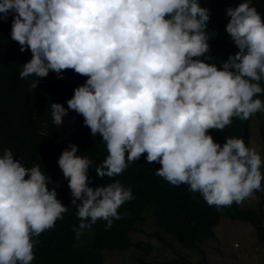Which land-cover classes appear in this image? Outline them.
<instances>
[{
    "label": "clouds",
    "instance_id": "clouds-1",
    "mask_svg": "<svg viewBox=\"0 0 264 264\" xmlns=\"http://www.w3.org/2000/svg\"><path fill=\"white\" fill-rule=\"evenodd\" d=\"M226 16L239 51L218 65L209 62L216 33L201 0H0V75L18 60L21 79L39 78L29 91L50 72L87 77L68 106L48 95L40 105L48 123L62 127L74 111L103 137L108 154L97 176L118 177L146 153V163L161 165L157 176L229 207L264 191V158L243 138L221 144L209 130L264 112V16L253 0ZM0 145V264H32L38 238L68 207L40 164L27 166ZM78 151L69 143L58 159L77 206V240L99 220L110 230L135 198L119 179L90 186L94 162Z\"/></svg>",
    "mask_w": 264,
    "mask_h": 264
},
{
    "label": "trees",
    "instance_id": "trees-1",
    "mask_svg": "<svg viewBox=\"0 0 264 264\" xmlns=\"http://www.w3.org/2000/svg\"><path fill=\"white\" fill-rule=\"evenodd\" d=\"M210 10L209 32L215 31L210 39L211 62L218 65L230 54L239 49L235 46L226 25L230 17L226 16L228 7H236L242 0H201ZM253 5L264 16V0H253ZM13 48V47H10ZM28 62V61H27ZM25 64V63H24ZM18 60L12 66H7L0 75V143L3 147H11L17 159L23 157L27 166L40 164L58 185V198L68 207L63 219L57 220L55 226L43 232L38 238L40 243L35 248V259L32 264H104L103 251H123L133 244L132 233L139 231L137 223L144 212L149 211L153 222L161 227L168 239L166 244L172 246L177 241L182 247L196 248L201 251L200 243L209 238H215L214 226L222 216L231 219L249 221L256 229L258 236L264 239V193L256 191L262 198L256 207H243L233 203L229 207L216 208L209 206L199 193L188 191L187 185L173 186L164 178L157 176L159 163H146V153L140 160L129 164L122 175L115 178L97 176L95 166L107 157L103 137L91 134L90 128L84 125L82 115L71 111L62 127L52 125L47 120V109L41 102L48 97L52 102H60L65 106L74 95V89L86 82L87 77L76 74L73 70H65L63 78H58L55 72H50L39 80L38 87L29 91V84L34 79L30 76L21 79L19 72L22 63ZM48 80L42 90L43 80ZM4 81L9 85L5 86ZM48 95V97H47ZM264 99V96L261 97ZM250 119L241 121L233 119L230 126L224 130H209L214 139L221 144L227 137H241L248 144L251 129ZM264 137L263 125L260 126ZM69 143L78 145V154L90 157L94 166L89 169L90 186L96 187L119 179L133 189L134 199L125 202L119 209L122 218L113 220L110 230L105 231L106 221L99 220L90 229L84 230L79 240L75 238L73 227L78 226L77 206L73 199L68 180L64 178L59 168L58 159ZM0 147H2L0 145ZM264 148V146H263ZM127 213V215H124ZM84 238V243L81 240ZM102 250V252H101ZM188 258L182 254L163 261L149 262L139 259L140 264H185ZM197 264H213L207 261L203 254Z\"/></svg>",
    "mask_w": 264,
    "mask_h": 264
},
{
    "label": "rangeland",
    "instance_id": "rangeland-1",
    "mask_svg": "<svg viewBox=\"0 0 264 264\" xmlns=\"http://www.w3.org/2000/svg\"><path fill=\"white\" fill-rule=\"evenodd\" d=\"M251 123L252 133L247 145L255 147L264 158V137L260 131L261 125L264 129V112L255 114ZM261 195L254 193L239 204L243 207H256L262 198ZM137 227L139 231L132 233L133 244L125 250L103 251L104 264H140L139 259L157 262L176 257L178 254L188 258L185 264H197L203 254L207 261L213 264H264V239L258 236L249 221L222 216L214 226L216 237L202 241L201 251L182 247L177 241L172 242V246L166 244L167 233L153 222L149 211L142 214ZM81 242L84 243V238Z\"/></svg>",
    "mask_w": 264,
    "mask_h": 264
}]
</instances>
